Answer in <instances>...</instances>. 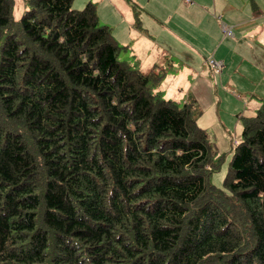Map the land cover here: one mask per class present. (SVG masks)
<instances>
[{
    "label": "trees",
    "instance_id": "16d2710c",
    "mask_svg": "<svg viewBox=\"0 0 264 264\" xmlns=\"http://www.w3.org/2000/svg\"><path fill=\"white\" fill-rule=\"evenodd\" d=\"M21 1L0 0V264H264V101L215 187L193 98L119 61L91 2Z\"/></svg>",
    "mask_w": 264,
    "mask_h": 264
},
{
    "label": "rangeland",
    "instance_id": "374dc122",
    "mask_svg": "<svg viewBox=\"0 0 264 264\" xmlns=\"http://www.w3.org/2000/svg\"><path fill=\"white\" fill-rule=\"evenodd\" d=\"M12 1V17L14 20H17L27 10V7L21 0ZM137 1H139V6L134 4L138 11L136 14L134 13L133 6L130 3H126L125 0H73L71 8L73 10H81L87 2H91L97 11L98 24L108 27L112 34L116 28L124 27L130 32L128 24L138 22V26L133 28L145 40H148L149 35L156 34L157 29L161 28L155 22L158 19V15L155 13L154 20L148 18L140 7L143 10H150V13L153 10L148 8L144 0ZM179 1L182 7L188 8V5H184L181 0ZM225 2V12L222 16L219 15L221 17L220 21L214 20L210 15H205L207 13L190 14L186 10H182L177 16H174L173 9L176 7V1L172 5V2L168 3L171 7H168V4L162 3L161 6L158 4L157 7L159 9L156 11L163 10L165 20L170 19L167 27L173 30L181 27L183 28L182 30L189 29L191 32L194 31L195 45L200 47V50L204 52V55L201 54V57H208L205 61L213 58L212 60L215 62L221 63L220 72L216 75L210 74L204 68L197 70L196 74L193 72L196 76L207 78V84L210 86L212 102H202L200 104V107H198L200 116L196 118V124L198 127L207 130L217 154L223 155L218 170L213 172L209 179V182L218 188L221 187L232 149L240 138V117L244 113L246 117L252 115L248 118L253 117L259 105L264 101V23L259 27L260 29L253 26L246 27L238 34L234 33L233 28H231L229 29L230 36H226L218 26L222 22L225 26L229 27L228 23L231 21L227 19L226 12L231 10L233 4L238 10H240L241 5L240 0H225ZM259 3L263 7V12L264 0H259ZM128 10L133 11L134 15L127 13ZM242 15H246V23L250 22L251 14L248 13V10L243 11ZM176 32L181 35L184 31L176 30ZM192 37L194 38V36ZM210 38L215 40L214 46H211ZM116 43L123 48L118 54L117 59L125 62L130 68L140 71L142 69V59L146 58V53L142 50L130 51L131 43L128 37H126L125 41H120L121 44ZM125 43L126 45H122ZM257 47L263 50H259ZM215 52L216 54L214 55ZM260 54L262 55L261 58ZM135 55L141 59L140 63H137ZM163 67L157 69H160L163 76H169L173 81L169 82L165 79L166 84L163 81L158 84L156 87L158 96L182 103L180 100H182L181 98L185 99V96L179 93L181 92L180 88L183 86V83H179L177 79L181 77L180 74L183 72V66L180 64L172 65L170 72H167L168 69L165 64H163ZM154 69V67L150 66L147 70L154 71ZM191 76L193 78L191 74L185 76V78L189 80ZM171 85L173 89H171Z\"/></svg>",
    "mask_w": 264,
    "mask_h": 264
},
{
    "label": "crops",
    "instance_id": "0c3cea01",
    "mask_svg": "<svg viewBox=\"0 0 264 264\" xmlns=\"http://www.w3.org/2000/svg\"><path fill=\"white\" fill-rule=\"evenodd\" d=\"M175 1H176V7L173 9V13L175 14L174 16H177L182 10H186L190 14L207 13L205 15L207 16L210 15L211 18H213L214 20L220 21L221 17H219V15L222 16L223 13L225 12L224 11V7L226 3L225 0H181V2L184 5H188L187 9L182 7L179 0H175ZM175 1L174 0H144V2L148 5V8L152 9L153 12L150 13V10H143L141 7L140 9L148 18H151L152 20H154L156 13L158 15V19L155 20V22H157V25L161 27L157 29L156 34L149 35L148 40H145L141 36V34L138 31H136L135 28H133L134 23L128 24L130 28V32L127 31V29H125L124 27V28H116L113 34L111 32L110 33L113 39L118 43H120V41H125L126 37H128L131 43L129 48L130 51L142 50L146 53V58L142 59V63H141L142 69H140V71L143 73L152 71V70H147L151 66L155 68L154 72L160 75V81L153 87L154 93H157L156 87L158 84H160L162 81L164 84L167 83L165 79L168 80L169 82L173 81L172 79H170L169 76H163V74H161L160 69L157 68H162L163 64H165L166 68L168 69L167 72H170L172 65L180 64L181 66H183V72L180 74L181 77L177 79L179 83H183V86L180 88L181 92L179 94H183L185 96V99L181 98L182 100H180V102L183 103L188 98H193L198 108L200 107V104L202 102L203 103L212 102L211 100L212 98H211L210 86H208L207 84L208 79L201 76H196L194 74H196L197 70L201 68H204L205 70L207 69V71L210 74H214V73L211 72L210 69H208V67L206 66L205 60L208 57L207 58L201 57V54L204 55V52L203 50H200V47H197L195 45L194 31L191 32V30L189 29L182 30L183 28L181 27L175 28L177 31H184L183 34L180 35L176 32V30L167 27L170 23V19L165 20V17L163 16V10H159L158 12H156L159 9V7H157L158 4H160L161 6L162 3L168 4L172 2L171 3L172 5L175 3ZM125 2L130 3V5L133 6L135 14L138 13L134 4L139 6L138 5L139 1L125 0ZM171 5H169L168 7H171ZM240 5H241L240 10H238V8L233 4L231 10L226 12L227 19L231 21L230 23H228L229 27L225 26L222 22H220L221 23L220 26L217 25L218 27H220L222 33L223 32L225 33L226 31L230 33L229 29L231 28H233L234 33L237 34L241 33V31L246 27L253 26L254 28L256 27L260 29L259 27H261L262 23H264V11L262 12L263 7L260 5L259 0L258 1L240 0ZM245 10H248V13L251 14V20L248 23H246V15H242V12ZM127 13L134 15L133 11L131 12L130 10H128ZM165 29L168 30L165 31ZM192 36H194V38ZM210 44L211 46H214L215 40L213 38H210ZM122 45H126V43ZM258 49L263 50L261 48ZM215 54L216 52L214 53V55ZM261 56L262 55L260 54V58ZM134 57L137 58V63L141 62V59H139L137 55H135ZM158 60L159 62H157ZM189 74L193 75V78L191 76V79H189L190 81L185 78V76H188ZM170 87L171 89H173L172 85ZM158 91H162V90H158ZM164 100H171V99H164ZM242 117L248 118L245 116V113Z\"/></svg>",
    "mask_w": 264,
    "mask_h": 264
},
{
    "label": "built area",
    "instance_id": "2783aa9c",
    "mask_svg": "<svg viewBox=\"0 0 264 264\" xmlns=\"http://www.w3.org/2000/svg\"><path fill=\"white\" fill-rule=\"evenodd\" d=\"M225 35L230 36V33L226 31ZM206 66L208 67V69H210L211 72H213L214 74H218L220 72L221 63L220 62L217 63L214 60L209 59L206 61Z\"/></svg>",
    "mask_w": 264,
    "mask_h": 264
}]
</instances>
